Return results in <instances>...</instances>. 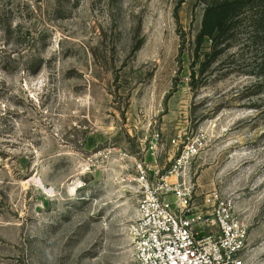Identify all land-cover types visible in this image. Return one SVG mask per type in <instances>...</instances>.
I'll list each match as a JSON object with an SVG mask.
<instances>
[{
  "label": "rangeland",
  "instance_id": "obj_1",
  "mask_svg": "<svg viewBox=\"0 0 264 264\" xmlns=\"http://www.w3.org/2000/svg\"><path fill=\"white\" fill-rule=\"evenodd\" d=\"M206 8L0 0V264H135L141 167L232 200L264 264L263 53L200 42Z\"/></svg>",
  "mask_w": 264,
  "mask_h": 264
},
{
  "label": "built area",
  "instance_id": "obj_2",
  "mask_svg": "<svg viewBox=\"0 0 264 264\" xmlns=\"http://www.w3.org/2000/svg\"><path fill=\"white\" fill-rule=\"evenodd\" d=\"M141 172L144 180L136 182L142 194L129 231L135 264H248L249 231L232 200L211 195L200 210L188 180H145L143 167Z\"/></svg>",
  "mask_w": 264,
  "mask_h": 264
},
{
  "label": "trees",
  "instance_id": "obj_3",
  "mask_svg": "<svg viewBox=\"0 0 264 264\" xmlns=\"http://www.w3.org/2000/svg\"><path fill=\"white\" fill-rule=\"evenodd\" d=\"M241 27L247 28L261 47L263 55L256 63L264 73V0H207L199 41L208 38L217 48Z\"/></svg>",
  "mask_w": 264,
  "mask_h": 264
},
{
  "label": "clouds",
  "instance_id": "obj_4",
  "mask_svg": "<svg viewBox=\"0 0 264 264\" xmlns=\"http://www.w3.org/2000/svg\"><path fill=\"white\" fill-rule=\"evenodd\" d=\"M14 24H15V22H14Z\"/></svg>",
  "mask_w": 264,
  "mask_h": 264
}]
</instances>
